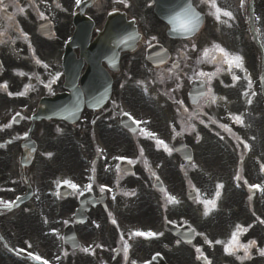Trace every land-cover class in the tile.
Wrapping results in <instances>:
<instances>
[{
    "label": "snow or ice",
    "instance_id": "obj_1",
    "mask_svg": "<svg viewBox=\"0 0 264 264\" xmlns=\"http://www.w3.org/2000/svg\"><path fill=\"white\" fill-rule=\"evenodd\" d=\"M120 2H124V0H120ZM202 3H207L211 6V8L215 9V13H213L216 17L217 20L220 19V13H221V9L219 7H217L216 4V0H201ZM81 3V0H76V4L79 5ZM13 4L14 6L18 9L19 12L23 13L24 9L22 7H20L19 3L16 2V0H13ZM244 5V0H241V6L243 7ZM7 5H5V0H0V12L5 11L6 10ZM57 7H60L59 4H57ZM40 17L43 19V13L39 14ZM223 15L226 17H232L233 14L230 11H224ZM173 19V23L178 22L179 23V28L177 29L178 31L182 32L183 34H193L195 32V30L197 29V27L199 26L200 22H201V15L200 13L196 12L195 9L193 8L192 4H191V0H187V3L184 5V7L181 9L180 12L177 13V15L175 17L172 18ZM9 21L13 20L12 16L8 17ZM4 33L0 32V36H2ZM25 38H27V34H24ZM133 37H129V39H132ZM153 39H155V37H153ZM2 42V41H0ZM127 42V41H125ZM193 49H195V45H193ZM213 49H215L218 53L219 56L216 55H212L211 57H209V53H210V49L205 48L203 51V56L205 58H209V62H215V63H226L229 66V70H231L233 67L237 68V69H243V57L241 55L238 54H232L228 51H226L223 47L219 46V45H213ZM200 60H197V63H200ZM37 64H41L42 62L39 61L37 59L36 61ZM44 67H47V65H44ZM221 69L217 68V72H219ZM20 75H24V73H20ZM200 76H212L215 75V73L209 74V73H204V72H200L199 73ZM233 80H238L239 77L233 75ZM37 79H39V77L37 76ZM55 79H58L57 77H54L52 81H50V83L48 85H46V87H51V83L55 82ZM123 86V85H122ZM3 87H7V84L5 83L3 85ZM32 85H26L25 88L29 89L31 88ZM248 88L251 89L252 88V82L251 79H248ZM210 91V90H209ZM9 95H11V93H9ZM18 95H25V92H20L18 93ZM245 96L248 95L247 92L244 93ZM253 96L256 95L255 92L252 93ZM216 97L213 95L212 96V102L215 103L216 102ZM179 103H183L182 101H180ZM248 103L251 104L252 101L251 99L248 100ZM76 111H79V106L77 105L76 107ZM75 113H73L74 115ZM125 116H128L130 120H132V122L134 124H136L137 126H139L142 122L135 120L134 118L131 117V115L128 112H124L122 113ZM17 115H19L17 113ZM232 119L238 123V124H243V117L241 115H233ZM13 120H15V117H13ZM143 123H148L147 121H144ZM201 123H203V121H201ZM11 125H7V127H10ZM192 129L195 130V126L191 125ZM221 128H223L225 131H231L230 128H228L227 125L221 124L220 125ZM141 133H143L144 135H146V137L148 138H155L156 139V144L157 147H163L165 151H167L169 154H171L172 149H170L168 147V145L165 143L164 140L156 138V134L151 132V131H146V129L141 128L140 129ZM27 135V134H26ZM244 147L247 149L249 148V145L245 144ZM141 154H143V150L141 149ZM49 156L51 155L50 153L48 154ZM116 159H124L123 157H116ZM190 159V158H189ZM128 163H133V161L129 160ZM119 168V165L117 166ZM261 170L264 171V165L261 166ZM239 176L236 177L237 180H239ZM91 179V178H90ZM157 180H159V177H157ZM64 184H66L68 187L76 189L77 185L75 183H73L71 180H64L63 181ZM245 183H247V181H245ZM223 185L222 184H217V191L215 193V198L214 199H209V200H203L201 201L204 205H205V213L204 215H208L209 213V206L211 208H215L217 205V200L221 195V192L219 191V189H222ZM250 189H257L260 191H264V188L261 187V185L259 184H255V185H249ZM86 189L88 191L92 190V184H88L86 186ZM104 189V186H101V190ZM109 191H111V189H109ZM125 195H134V193H125ZM167 200L170 203H179V201L176 199V197L171 196V195H167ZM0 205H3V207L5 208H11L14 206V202L12 201H4V200H0ZM114 224L116 223L115 220L112 221ZM264 222V221H262ZM65 223H67V221H65ZM244 231L246 232L247 229H242L241 225H237L236 226V230L232 232L231 234V239L228 241L227 244L224 245V251L226 254H235L236 251H238L239 249H243L244 251V256H238L237 259L239 260H244V259H248L250 258V249L253 247H256V241L255 240H251L249 241L247 244H240L238 242V237L241 234V232ZM133 235L135 236H142V237H154L157 235V233L152 232V231H148V232H143V231H136L133 233ZM206 242L211 244L212 241L207 240ZM216 244H221L223 243V241L221 240H216L215 241ZM82 251L84 252H88L89 248H83ZM197 253H201V249L197 248L196 249ZM260 255L264 256V249H260L259 250ZM124 253H125V257H127L128 254V245L127 243H125L124 246ZM159 255V254H158ZM29 256H32V253H29ZM200 257H198L199 259ZM35 259H39V257H35ZM203 259L205 260L206 264H211V261L208 260L207 257H203ZM45 264H47V262L45 261ZM133 264H135V262H133Z\"/></svg>",
    "mask_w": 264,
    "mask_h": 264
},
{
    "label": "flooded vegetation",
    "instance_id": "obj_2",
    "mask_svg": "<svg viewBox=\"0 0 264 264\" xmlns=\"http://www.w3.org/2000/svg\"><path fill=\"white\" fill-rule=\"evenodd\" d=\"M188 112H185L187 115ZM123 220L129 219V213L123 212L120 214ZM99 219V218H98ZM98 232V233H97ZM79 236L81 237L84 242H94L95 244H103L99 246L94 254L96 259V264H143L140 262L142 259L144 264H148L150 259V254L148 249L144 245H135L132 246L131 243L133 242L132 238H128V241L125 242L128 245V254L125 257L124 253V246L123 243V235L122 234H108L105 228L100 227L95 231H80ZM66 247V246H65ZM67 248V247H66ZM77 251L78 256L76 258V264H81L77 262L79 259L84 260V258L79 257L83 251L81 249ZM76 253V252H73ZM132 253L134 256H132ZM65 264H70V258L68 255V251H66L65 255Z\"/></svg>",
    "mask_w": 264,
    "mask_h": 264
},
{
    "label": "rangeland",
    "instance_id": "obj_3",
    "mask_svg": "<svg viewBox=\"0 0 264 264\" xmlns=\"http://www.w3.org/2000/svg\"><path fill=\"white\" fill-rule=\"evenodd\" d=\"M133 3L134 4H138V1L137 0H133ZM143 4H147V2L146 3H143ZM230 24V21L229 22H227L225 25H229ZM212 40H221L222 42H225L224 44L226 45V40L224 39V37H220V38H218V39H213L212 38ZM168 45L169 46H171L172 44L171 43H168ZM213 45H218V44H212L211 46H210V48L212 49L213 48ZM201 46H203V45H201ZM200 46V47H201ZM65 164V163H64ZM70 165H71V162L70 161H68V159L66 160V164H65V166H63V168H70ZM59 169H61V167L59 166ZM58 182H60V180H58Z\"/></svg>",
    "mask_w": 264,
    "mask_h": 264
}]
</instances>
